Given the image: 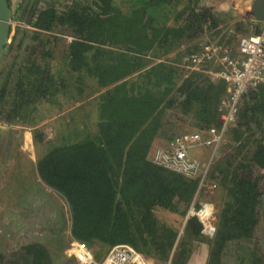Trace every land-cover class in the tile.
Masks as SVG:
<instances>
[{
    "label": "trees",
    "instance_id": "obj_1",
    "mask_svg": "<svg viewBox=\"0 0 264 264\" xmlns=\"http://www.w3.org/2000/svg\"><path fill=\"white\" fill-rule=\"evenodd\" d=\"M38 2L12 13L33 29L16 27V45L9 42L3 58L11 49L18 55L8 71L0 63V122L31 127L34 142L46 147L36 170L68 203L70 239L99 246V261L112 246L129 244L161 264H190L205 244L206 264H264L257 237L264 211V84L241 95L210 170L222 186L213 237L188 214L199 180L151 160L158 138L172 139L179 124L223 125L227 83L187 74L175 57L184 42L218 26L213 8L200 0H67L62 8ZM41 103L92 112L47 140L38 127ZM161 210L179 214L181 226L163 220ZM52 242V249L24 246L31 264H54L66 246L62 237ZM5 261L0 252V264Z\"/></svg>",
    "mask_w": 264,
    "mask_h": 264
},
{
    "label": "rangeland",
    "instance_id": "obj_2",
    "mask_svg": "<svg viewBox=\"0 0 264 264\" xmlns=\"http://www.w3.org/2000/svg\"><path fill=\"white\" fill-rule=\"evenodd\" d=\"M34 1L35 0H11L12 13L17 14L18 12H23L25 5L30 2L34 3ZM65 1L67 0H39L38 6L43 7L47 2H53L56 4V7L62 8L63 5H61V3ZM245 2H253V0H200L201 5L213 8L218 19V26L195 40L184 42L183 48L180 49L182 55L178 54L175 56L179 58L177 64L186 71L184 63L188 61L189 57L192 55H201L206 44H213L217 50L218 56L211 61L201 62L198 66V72L206 74L213 81H223L222 79L214 78L211 74V72L221 70V63L219 61L221 52L224 49H231L232 54L237 55L238 41L241 36H254L264 31V20L260 19L258 16L248 20L244 15V12L250 13L252 11L251 9V11L248 12L247 9L250 8L248 5L243 8ZM12 25L14 29H12L11 32L10 43H12L13 46L16 45V41H13L16 27L21 26L22 28L33 29L26 21H22V19L17 20V18L12 19ZM70 39L71 37L65 38L66 41ZM26 43L31 45L33 42L29 39ZM34 44L35 43H33V45ZM49 46H51V44H49ZM195 47L199 50L195 51ZM60 50V47L56 50L57 56L54 60L55 65H58V62L62 59ZM181 50L185 52H181ZM187 51L188 53H186ZM14 52H16V50L12 51L11 49L10 53L1 60L3 61L1 64L2 71L4 69L5 71L10 69L8 65L12 63V59L18 55ZM167 57L171 58L173 56L169 55ZM156 60L159 61L160 58ZM17 67H19L18 64ZM5 71L4 73H6ZM190 73L192 72L187 74ZM227 87L228 94L222 100L224 105L222 118L228 111L232 95V86L227 83ZM82 104L83 101L79 100L74 103V106L79 107L82 106ZM71 106L73 105H65L63 108L59 106L47 108V105L43 103L40 104V115H42V119L39 120L38 127L45 132L47 140L51 139L55 141L57 137H59V133L65 132L70 124L76 126L77 121L83 118L82 115L92 112V108L83 107L79 111L73 109L72 114V111L69 112ZM189 121L190 118L187 119L188 123ZM82 122L83 120H81V123ZM205 130L206 129H201L192 125L179 124L177 131H175V136ZM224 139L223 142L225 143L227 135ZM170 140L158 138L154 147L156 148L164 145ZM45 149L46 147H44L42 143L34 142L33 130L31 127L19 124L12 126L0 122V252L4 253L6 256V261L3 264H10L16 261H18L19 264H31L29 256L23 249L25 245L36 242L50 245L55 238L59 237L64 239L66 247L62 250V253L60 252V255H55L54 264H65L67 259H74V261L77 259L76 261L78 264H99L102 261H99L100 259H98L96 255V253L101 251L99 246H90V248L93 249V256L90 260L83 263L72 251L73 240L69 237L71 213L68 203L62 195L41 181L36 170L37 160L41 154L45 152ZM189 152L191 156L196 159L202 161H207L209 159V149L207 148H191ZM219 153L220 151L215 159H213L212 166H214L213 164L218 160ZM212 166L211 168H213ZM209 181L213 183L216 182L218 186L214 190H209L207 188L209 191L203 190L200 192L195 200L194 208L198 210L207 202L214 204L215 213L213 227L216 231V222L222 201V186H220L217 179L209 177ZM262 184V190H264V182ZM197 206L200 207L196 208ZM160 214L163 220L176 225L177 228L181 226L183 218L179 214L167 210H161ZM200 222L203 225V234L208 238L213 237L214 234L211 235L204 227L203 222L201 220ZM61 228L62 234H59ZM260 229V232H257V237L259 244L262 249H264V238L262 234L264 225ZM252 243H254V241ZM49 248L52 249V244ZM63 255H66L67 259L62 258ZM206 256L207 246L205 244H199L197 245L190 264H206ZM230 260L233 263L238 261L234 254L230 255ZM149 261L150 264H161L151 257Z\"/></svg>",
    "mask_w": 264,
    "mask_h": 264
},
{
    "label": "built area",
    "instance_id": "obj_3",
    "mask_svg": "<svg viewBox=\"0 0 264 264\" xmlns=\"http://www.w3.org/2000/svg\"><path fill=\"white\" fill-rule=\"evenodd\" d=\"M256 1L243 4V8L248 5L252 9L250 13L244 12L248 20L257 17ZM217 56L215 46L206 44L203 53L190 56L184 63V68L187 73L199 71L198 66L201 62L211 61ZM219 61L221 70L211 72V74L214 78L222 79L232 86L230 106L223 117L222 127H211L205 131L177 135L164 145L156 147L151 155V160L154 163L187 178L199 180L198 189L188 214L196 215L211 235L215 233L213 227L214 204L207 202L200 209L195 210V200L203 190H214L218 186L216 182L209 181L211 166L220 150L228 125L236 117L241 95L250 87L264 84V31L254 36H241L238 41L237 55H233L231 49H224L219 56ZM197 147L209 149L207 161L191 156L189 150ZM92 250L83 242L77 240L72 242V251L82 263L92 258ZM99 264H150V261L131 245L116 244L108 250Z\"/></svg>",
    "mask_w": 264,
    "mask_h": 264
},
{
    "label": "water",
    "instance_id": "obj_4",
    "mask_svg": "<svg viewBox=\"0 0 264 264\" xmlns=\"http://www.w3.org/2000/svg\"><path fill=\"white\" fill-rule=\"evenodd\" d=\"M256 15L264 20V0L256 1ZM12 32V8L9 0H0V63L10 42ZM261 225H264V211ZM264 238V229H262Z\"/></svg>",
    "mask_w": 264,
    "mask_h": 264
},
{
    "label": "flooded vegetation",
    "instance_id": "obj_5",
    "mask_svg": "<svg viewBox=\"0 0 264 264\" xmlns=\"http://www.w3.org/2000/svg\"><path fill=\"white\" fill-rule=\"evenodd\" d=\"M247 10H248V12H249V11H251V8H248Z\"/></svg>",
    "mask_w": 264,
    "mask_h": 264
},
{
    "label": "crops",
    "instance_id": "obj_6",
    "mask_svg": "<svg viewBox=\"0 0 264 264\" xmlns=\"http://www.w3.org/2000/svg\"><path fill=\"white\" fill-rule=\"evenodd\" d=\"M157 141H158V140H157ZM157 141L155 142V144L157 143ZM165 141H167V140H165ZM155 144H154V145H155Z\"/></svg>",
    "mask_w": 264,
    "mask_h": 264
}]
</instances>
